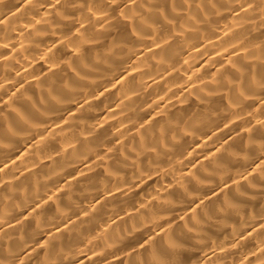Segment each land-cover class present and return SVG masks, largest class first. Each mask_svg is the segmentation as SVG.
<instances>
[{
	"label": "clouds",
	"instance_id": "1",
	"mask_svg": "<svg viewBox=\"0 0 264 264\" xmlns=\"http://www.w3.org/2000/svg\"><path fill=\"white\" fill-rule=\"evenodd\" d=\"M0 264H264V0H0Z\"/></svg>",
	"mask_w": 264,
	"mask_h": 264
}]
</instances>
